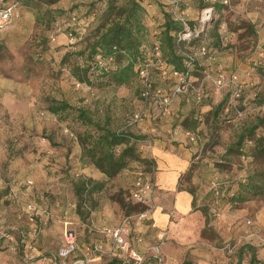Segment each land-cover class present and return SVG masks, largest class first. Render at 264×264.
<instances>
[{"label":"rangeland","instance_id":"374dc122","mask_svg":"<svg viewBox=\"0 0 264 264\" xmlns=\"http://www.w3.org/2000/svg\"><path fill=\"white\" fill-rule=\"evenodd\" d=\"M0 1L13 4L19 13L0 29V264L75 263L81 257L79 250L58 256L60 249L69 247L66 226L74 229L79 245H103L105 252L97 253L91 264H132L119 256L102 228L117 225L129 215L134 218L145 212L139 218H146L158 206L172 221L184 217L183 229L146 231L144 264H237L244 243L256 246L259 264H264V193H248L242 201L231 199L249 176L264 181V152L254 149L258 137L264 142V127H258L251 139H243V150L235 148L240 133L264 112V56L259 55L261 49L264 53V0L217 2L212 19L203 25L212 57L197 56L189 77L192 86L175 95L169 114L160 115L152 105L147 116L134 124L128 120L142 105V81L132 70L122 82L114 74L126 65V58L114 56V72L105 76L84 71L97 28L109 20L107 0H60L49 7ZM200 3L182 0L187 18H198ZM145 8L149 46L161 34L166 10L157 3ZM72 15L81 26L70 36L66 22ZM221 70L227 75L236 72L244 82L241 97H232L230 83H217ZM151 80L169 94L176 84L173 77H163L154 69ZM223 98L224 107L217 109ZM54 100L66 101L71 108L52 112ZM77 107H84L111 129L147 134L135 140L139 154L153 140L146 127L166 132L169 139L170 133L181 130L190 164L177 188L193 189V215L180 216L174 196L158 187L149 203L133 197L135 172L147 168L146 164L130 161L108 178L90 161L81 160L78 135L97 130L77 119ZM171 142L176 149L183 143L176 138ZM82 177L101 180L103 186L91 195L83 194L78 210L73 185ZM124 203L144 209L127 213ZM154 245L159 246L157 254ZM249 259L245 251L241 264H250Z\"/></svg>","mask_w":264,"mask_h":264},{"label":"trees","instance_id":"16d2710c","mask_svg":"<svg viewBox=\"0 0 264 264\" xmlns=\"http://www.w3.org/2000/svg\"><path fill=\"white\" fill-rule=\"evenodd\" d=\"M58 1L60 0H22V3L29 7H49ZM116 1L117 0H107L105 17H108L109 20L107 24L101 25L100 29L97 28L95 38L90 45V53L88 55L90 60L88 61L84 71L86 72L87 70L89 74L100 77L108 75L111 73V71L114 72L111 65L114 56L116 57L117 55H120L126 58V65L117 70V72L114 74L116 75V79L119 82H122L125 80V75L128 73V71L132 70L137 73V64L145 61L146 57L144 53L154 41H158L160 44L162 49V58L165 64L173 67V69H183V62L186 57L177 53V45L175 43V34L182 28V25L179 21L172 18L168 8L166 9L167 6L164 5L161 0H124L123 3L120 4H116ZM200 2L201 5L198 8L199 10L210 5L214 7L217 2H220V4H225V2L222 0H218L213 3H211L209 0H200ZM0 3L6 4L1 1ZM152 3L161 4L163 7H165L166 16L160 36L153 38L151 44L148 46V42L146 40L147 29L143 23V17L146 13L145 7L151 5ZM56 12L62 13V11ZM39 14L40 13L37 12L38 18ZM111 15H113V17L110 18ZM187 21L190 25L197 23L196 19L187 18ZM66 23V26L69 29L68 34L70 33L71 36H73L79 32V26L81 25L75 22L74 15H72V17ZM205 31L206 30L204 29V32L198 38L193 39L189 43H183L182 45L184 48L189 50L190 47L203 42L208 45V43L204 41V35L206 34ZM260 51H263V49ZM97 56L101 58V64L98 63L99 60ZM262 56H264V54ZM169 77L172 78L171 75ZM79 78L82 79L80 76ZM242 83L243 91L244 82ZM239 97H241V94ZM225 103L226 98L221 99L217 105V109L224 107ZM68 108H71V105L66 101L54 100L50 105V110L52 112L66 110ZM76 112L77 119L80 120L81 123L86 125H95L97 130L96 134L88 132L78 135L82 146V153L80 156L81 160L90 161L108 178H112L118 174L128 165L130 161H138L146 164L148 169L145 168L144 170L151 169L153 162L146 157H142L135 145V140L144 139L147 137V134H137L125 129H111L104 122L93 119L92 115L84 107H77ZM260 126L264 127V112L261 116L256 118V121L252 125L240 133V136L235 144V148L237 150H243V139H251L254 131ZM254 149L258 152H264L263 137H258L256 139ZM73 186L75 194L79 199L77 203V209L79 210L82 204L80 201L82 195L85 194L88 196L93 192L99 191L103 186V182L90 177H82L77 179ZM178 190L182 189L178 186ZM186 190L194 195L193 189L189 188ZM248 193H264L263 179H260L259 182H255L252 180V177L249 176L247 181L240 185L239 190L231 195V199H237V201L245 200ZM118 201L119 203H122V198H119ZM192 204H194V199ZM124 205L126 206L127 213L133 212L135 210L142 211L144 209L143 207L138 209L137 205L130 206L127 203H124ZM201 210L203 213H206L205 209ZM245 251L250 253V264L260 263V259L257 257L256 246L251 243H244L238 249L237 264L242 263L243 254ZM181 264H188V261H183Z\"/></svg>","mask_w":264,"mask_h":264},{"label":"built area","instance_id":"2783aa9c","mask_svg":"<svg viewBox=\"0 0 264 264\" xmlns=\"http://www.w3.org/2000/svg\"><path fill=\"white\" fill-rule=\"evenodd\" d=\"M164 5L167 6L169 12L173 19L179 21L182 25V28L177 31L175 34V43L177 45V53L184 55L186 58L183 62V69H173V67L165 64L162 58V49L158 41H154L152 45L145 51V61L137 64L136 70L137 75L142 81L141 88V99L142 105L139 110L134 111L129 120L128 124H134L135 122L140 121V119L148 114V108L150 110L152 105H155L158 110H160V115H167L170 113L171 105L173 103L174 97L176 94L184 93L187 91L188 87L192 86L189 81L190 73L193 68L194 60L198 55L201 56H211V48L206 43H201L190 47L189 50L185 49L182 45L183 43H189L195 38H198L203 32V25L209 19L212 18V13L214 7L212 5L202 8L199 10L197 23L192 25L189 24L186 17V10L181 5V0H161ZM211 3L218 0H209ZM227 2V0H222ZM18 12L13 4H3L0 3V29L5 28L13 19L18 16ZM201 24V26H200ZM71 36V34L69 33ZM263 51H259V55L262 56ZM98 63L101 64V58L98 57ZM153 69L159 72L163 77L172 76L176 80V84L173 87L172 93H164L161 86L153 85L151 76ZM227 77V80H226ZM217 83L223 84L230 83L231 85V95L233 98H238L242 91L243 83L238 77L236 72H232L227 75L226 71L221 70L217 74ZM197 94L201 92V87L195 89ZM198 99L201 98V93L198 94ZM151 102H153L151 104ZM228 108V107H227ZM226 108V109H227ZM187 135L191 139L194 138L193 133L187 132ZM135 181H134V191L133 197L136 198L138 202L149 203L153 199V192L156 186L155 180V171L154 168L150 170H144V168H138L135 172ZM216 183H213V186ZM216 193H217V187ZM215 210V208H213ZM217 213V211H214ZM145 212L139 214L143 216ZM133 216H125L117 225L114 226H105L102 228V232L111 239L115 250L120 254L121 258L124 261H127L132 264H144V255L138 248V244L142 242V237H137L134 240L131 238L130 223ZM68 223V222H67ZM66 223V224H67ZM65 240L68 248L60 249L58 252L59 257H66L70 252L79 250L81 252V257L76 259L71 264H91L92 260L95 258L97 253L105 252L103 245L101 243H90V244H81L77 242V235L74 229H70L66 226L65 230ZM158 238L161 239L162 235H158ZM154 253L159 252V246H152ZM57 255H55L56 257Z\"/></svg>","mask_w":264,"mask_h":264},{"label":"crops","instance_id":"0c3cea01","mask_svg":"<svg viewBox=\"0 0 264 264\" xmlns=\"http://www.w3.org/2000/svg\"><path fill=\"white\" fill-rule=\"evenodd\" d=\"M145 131L152 136L153 140L149 145H143L144 150L140 154L153 162L156 180L155 189L158 187L159 191L171 193L174 196V208L180 216L184 213H190L192 211L193 195L187 190H177L179 178L190 164V151L184 145L185 134L178 129L175 130L174 135L170 133L171 139H169V135L166 132L156 127L151 126L149 129L146 127ZM174 138L181 139L183 142L178 144L177 149L171 142ZM191 215H193V212L189 216ZM184 220V217H180L177 222L172 221L163 207L158 206L157 209L149 212L146 218L134 217L132 219L130 236L134 241L137 237H142V242L138 244V248L144 254V251L147 250V244L145 243L146 231L150 230L153 232L154 229H183ZM183 237L184 235L178 233V238L183 239Z\"/></svg>","mask_w":264,"mask_h":264}]
</instances>
